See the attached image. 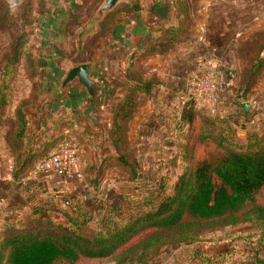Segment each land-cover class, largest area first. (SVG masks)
<instances>
[{
    "label": "rangeland",
    "instance_id": "374dc122",
    "mask_svg": "<svg viewBox=\"0 0 264 264\" xmlns=\"http://www.w3.org/2000/svg\"><path fill=\"white\" fill-rule=\"evenodd\" d=\"M102 1L76 0L72 10L67 9L65 18L62 12H54L56 17L58 14L52 26L55 31L46 30L44 36L43 16L52 8L48 0H0V98L6 94V105L1 110L3 120L11 126L15 120L11 118L22 110L32 117L30 124L37 123L48 89L59 88L70 68L81 62L93 65L91 78L96 82L93 97L99 100L97 106L102 103L99 106L104 107L96 114L97 119L94 117L95 122L88 113L82 124H66L62 131L67 135L63 141L72 138L79 145V167L85 173V181L66 183L61 197H51L44 216L30 207L21 224L11 218V202L1 200L0 195V242L12 228H52L62 232L70 228L91 236L106 222L123 226L140 211L152 207L145 200L170 194L180 177L193 171L201 153L206 152L216 160L227 147L244 149L255 140L264 146V66L252 73V65L264 58V0H231L233 8L242 6L240 9L247 16L240 23L245 24L242 41L232 43L222 55L213 54L214 60L204 52V57L189 65L186 64L195 49L192 41H203L200 30L206 27L201 24L208 4L214 0H182L189 6L183 28L190 33L187 36L181 33L176 43L168 47H163L165 40H162L152 50L161 30L171 25L169 19L165 18V22L154 17L156 31L144 43L150 48L145 55L111 37L113 30L125 29L122 23L133 20L137 13L148 10V16H154L152 8L157 0H134L140 4L137 11L128 9L134 3L122 2L103 21L90 27ZM177 1L173 4L179 8ZM233 8L226 9L230 16L234 15ZM227 24L232 25L231 21ZM6 64H10L8 70ZM175 64L178 71H191L188 73L191 83L188 79L179 87L174 84V76L170 75ZM138 76L156 81L158 89L140 95L137 114L127 125L126 152L131 154L130 166L115 160L116 150L109 138L110 114L105 105L108 100L103 96L108 87L127 92L128 84ZM207 77L215 82V99L194 85ZM71 90L86 93L84 101L90 107L89 92L77 80L62 89L63 96ZM191 92L197 94L196 112L193 122L187 123L182 120V108ZM245 102L250 104L248 112L242 105ZM1 151L8 162L15 163L16 155H6L0 147ZM4 165L8 166L1 165L3 172ZM2 190L11 193L8 187H3L0 193ZM66 199H70L71 205H65ZM257 200L264 205V188ZM40 222L42 225L37 227ZM184 229L173 235L171 230L147 226L126 240L113 255L84 257L76 264H260L264 260V223L222 226L203 222Z\"/></svg>",
    "mask_w": 264,
    "mask_h": 264
},
{
    "label": "trees",
    "instance_id": "16d2710c",
    "mask_svg": "<svg viewBox=\"0 0 264 264\" xmlns=\"http://www.w3.org/2000/svg\"><path fill=\"white\" fill-rule=\"evenodd\" d=\"M177 4L178 14L186 15L189 6L182 0ZM128 9L137 11L140 9V4L134 2ZM184 23V20L180 19L178 25L171 24L165 30H161L160 36H157L158 42L151 46L152 50L156 49L162 40H165L163 47L174 45L177 36L183 32ZM20 44L21 41H18L17 46ZM146 51H150V48ZM9 65L5 66L7 70ZM262 66H264V58L252 65V73L255 74ZM136 79L133 83L128 82L127 87L130 89L127 92H122L109 100L111 121L109 138L116 150L115 160L124 165H130L131 161L130 152H126L129 149L127 125L137 113L141 93L149 94L155 88L153 81H144L140 76ZM85 95L87 96L82 91H73L68 107L76 108L80 101L85 100ZM87 99L91 104H95L94 100H98L90 96ZM196 102L195 97L186 101L182 108L183 121L193 122ZM4 105H6V94H2L0 98V147L4 148L6 155H16L14 170L15 175L19 176L32 168L42 156L49 154L51 149L58 147L67 135L59 131L60 134L50 143L43 142L40 134L29 131L31 120L22 110H19L16 117L11 118L15 120L9 126L3 120L1 113ZM68 114L61 121L62 131L66 124L77 123L72 115ZM219 142L223 141L219 140ZM136 175V172H133V178H136ZM263 188L264 146H260L258 140L247 144L244 149L227 147L225 153L216 160H212L208 153L203 152L197 158L193 171L190 174L186 171L170 194L162 193L155 198L145 200L146 204L152 207L140 211L123 226L117 222H114V225L106 222L91 236L70 228H66L63 232L52 228L43 230L12 228L11 231L6 232L0 242V264H76L84 257L106 258L113 255L141 228L147 226L171 230L174 235L182 228L189 229L191 225L203 222L222 226L237 225L240 222L264 223V205L257 200ZM61 196V192L57 193L53 199ZM33 208L34 213L43 216V212L49 210L43 202ZM185 218L188 220L184 221ZM40 225L41 222L37 227ZM183 237L187 238L185 235ZM260 264H264V260H260Z\"/></svg>",
    "mask_w": 264,
    "mask_h": 264
},
{
    "label": "crops",
    "instance_id": "0c3cea01",
    "mask_svg": "<svg viewBox=\"0 0 264 264\" xmlns=\"http://www.w3.org/2000/svg\"><path fill=\"white\" fill-rule=\"evenodd\" d=\"M48 1L52 5V8L49 9L48 14L43 16L45 31L42 32V34L44 36L46 35V32H47L46 30H49V32L55 31V29L52 28V26L58 20L57 18L58 14H56L57 15L56 17L54 15V12L55 13H59V11L62 12V18H65L66 14L68 13L67 9L69 8L70 10H72V7L74 6V3L76 2V0H48ZM230 1L231 0H228V2ZM233 1L235 2V0ZM177 2L175 3L176 5H178ZM228 2L227 0H214L212 4H208L209 8L206 9V12H205V15H206L205 21L201 24V26L205 24L206 28L204 30H200L201 31L200 37L201 35H203L204 39L203 41L198 40V42L192 41V43L195 44L194 45L195 49H192L191 51L192 59L189 60L188 61L189 63L186 65H189L190 63L194 64V62L196 61L198 62L199 59L203 55L205 56L204 52H207V54H211L210 55L211 60H214L215 56L213 54L222 55L223 54L222 52H225L226 50H228L230 46L232 45V43H235L237 41L238 42L242 41L241 35H243V31H244L242 29L245 26V24H240V23L244 22L247 16L245 13H243L244 10L240 9L242 6L240 8L239 6H236L235 8H233L234 4L231 3L232 1L230 3ZM173 3H174V0H157L155 4H153L154 6L152 8L153 9L152 13L155 14L154 16L152 15L153 17L148 16V10L142 11L143 14L134 13L135 15H134L133 20L128 21V23L126 24L122 23L123 25H125V29L124 27H121L122 28L121 30V28L119 27L120 28L119 30H113L114 34L111 38L113 39L115 38L120 43H124L126 46H128V48H133V50L139 52L142 55H145L146 53H148V51H146L148 48L145 47L144 43L146 42L147 38L150 36L149 34H153L156 31V26H155L156 23L153 22L154 17L157 16L163 19V21H165L164 19L166 18V19H169L167 21H171L170 24L178 25L180 22V17L182 16L181 20H184L185 22L187 18V17L185 18L186 15H183V14L179 15L178 14L179 8H177ZM225 4H227L229 7L226 5L225 11H222V7ZM59 6L62 7V9H60ZM228 8L235 9V11H232L234 15L231 14L232 16H230V12H226V9ZM188 10H187V14H188ZM172 20H173V23H172ZM230 21L232 25L228 26L227 23H230ZM225 24L228 28L225 26ZM58 30L60 29L58 28ZM182 30L184 33L183 32L181 33H183L186 36H187L186 34L187 32L190 33V30L187 28H183ZM152 31L153 33H150ZM176 65L177 64H175L174 66L175 68L173 67L171 69L170 76L171 77L174 76V79H173L174 84L179 87V84H184L185 81L189 79L188 73L189 72L191 73V71H186L185 69H180L178 71L177 69L178 66ZM180 65H182V63ZM92 70H93V65H92ZM91 75H92V71H91ZM143 80L153 81L151 79H145L144 77H143ZM153 82L157 90L158 89L157 82L156 81H153ZM123 85L125 86L127 85V83ZM63 88L65 87H62V84H61L59 88H56V91L55 89L54 90L52 89V90H49L50 92H47V94L45 95L46 100L45 102H43L45 106L43 110L39 112L40 114L39 117H37L38 122L35 124L33 122L29 125V128H30L29 131L30 132L35 131L37 135L40 134L39 136L43 138L42 139L43 142L50 143L55 137H57L60 134L59 131L62 132L61 121H62V118L69 115L68 113L72 115L74 120L82 124V120H84V116L87 117L86 114L88 113H89L88 114L89 116L93 117L94 122H95L96 114L100 113V109L104 108L103 106L102 107L99 106V105H102V103L99 104L98 106L96 105V102H99V100L98 101L94 100L95 104L89 103L90 107H87L86 102L82 100L78 103L79 105H77L76 108H72V107L69 108L70 107L69 106L70 105V102H69L70 95L72 94L74 90H71L69 94H67L66 96L65 95L63 96V93H62ZM120 88H122V86H120ZM122 92H123L122 89L114 90L113 88L109 89V87L105 91L103 98L105 99V101L106 99L108 100L107 104H105L107 105V110H106L107 114H110L109 100L110 99L112 100L114 96L115 97L119 96L120 93ZM50 95L52 96L51 98H50ZM141 95H144V93H141ZM90 97L92 98L93 96H90ZM94 98L96 99L97 97H94ZM89 109L90 111L88 112ZM109 120H107L108 123H109ZM74 124L76 123L74 122ZM109 124L111 125V121ZM56 148L57 146L51 149L49 153L56 150ZM2 153L4 152L2 151L0 152V190L3 187H8V190L9 191L11 190V193L9 194L8 192H5L6 190H2L3 193L2 192L0 193L1 200H7L11 202L12 204L11 212L13 213L11 215V218L14 217L19 222L18 224L22 223L24 214L30 207H34L36 204H40V202H43L48 207L49 204L46 202L47 201L50 202L51 199L54 198L55 195H57V193H60V192L62 193V190H64V185L66 183H76L73 181L59 182L57 178H53V177L48 178L46 176L45 177L43 176L33 177L31 176L30 171L33 169L34 165L32 166V168L27 170L24 174L16 176L15 170L13 168L14 163L12 161L8 162L9 160L7 158H4V155ZM2 164L8 165L7 167L4 165L3 167L5 168L4 172L1 166Z\"/></svg>",
    "mask_w": 264,
    "mask_h": 264
},
{
    "label": "built area",
    "instance_id": "2783aa9c",
    "mask_svg": "<svg viewBox=\"0 0 264 264\" xmlns=\"http://www.w3.org/2000/svg\"><path fill=\"white\" fill-rule=\"evenodd\" d=\"M201 40H203V38H201ZM214 75L213 73V76ZM207 78L198 83H194V85H197L200 90L209 93L210 97L215 99V82L212 77ZM192 80H194V78ZM190 81L191 79H189L188 83H191ZM190 94L188 96L189 98H186V101L192 97L196 98L197 94L195 92H191ZM186 101L183 102V105ZM79 156L80 148L78 143L72 138L66 139L54 152L42 156L36 162L30 174L33 177L46 176L48 178H57L59 182L73 181L82 183L85 181V173L79 167ZM65 205H71L70 199L65 200Z\"/></svg>",
    "mask_w": 264,
    "mask_h": 264
},
{
    "label": "water",
    "instance_id": "95a60500",
    "mask_svg": "<svg viewBox=\"0 0 264 264\" xmlns=\"http://www.w3.org/2000/svg\"><path fill=\"white\" fill-rule=\"evenodd\" d=\"M125 2L133 4L134 0H103L94 17L91 19L90 27L103 21L111 12H113L120 3ZM92 64L90 62H81L70 68L65 79L63 80L62 87L74 81H78L84 88L87 89L90 96L94 95L95 81L91 78ZM245 112L249 111L250 104L245 102L242 104Z\"/></svg>",
    "mask_w": 264,
    "mask_h": 264
}]
</instances>
